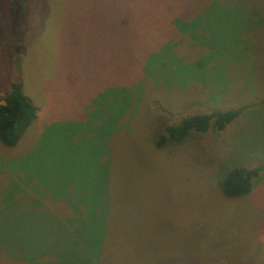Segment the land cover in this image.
<instances>
[{
    "label": "rangeland",
    "instance_id": "374dc122",
    "mask_svg": "<svg viewBox=\"0 0 264 264\" xmlns=\"http://www.w3.org/2000/svg\"><path fill=\"white\" fill-rule=\"evenodd\" d=\"M263 23L264 0H0V102L19 82L35 109L0 143V264L68 234L96 264H264ZM231 109L152 147L164 122ZM231 163L261 169L225 198Z\"/></svg>",
    "mask_w": 264,
    "mask_h": 264
},
{
    "label": "trees",
    "instance_id": "16d2710c",
    "mask_svg": "<svg viewBox=\"0 0 264 264\" xmlns=\"http://www.w3.org/2000/svg\"><path fill=\"white\" fill-rule=\"evenodd\" d=\"M264 32V23L262 24ZM238 110H211L208 112L195 113L182 117L177 123L164 122L154 133L152 138V147L154 149L171 145L182 141L189 133L204 132L211 126L215 130H219L224 124L229 122L237 114ZM35 117V109L30 99L22 94L19 82L10 84L8 91L1 97L0 102V143L4 146H13L20 138L28 124ZM261 167H245L236 163H231L219 178V189L223 197L233 198L245 194L250 186V180L255 177ZM84 239L75 240L68 234L67 237L59 238L51 243L48 242H28V245H23L26 248V256L30 254L28 259L24 260V264H55L59 261H54L47 254L52 247L63 243L64 245H76L82 249L85 257V264H96V253L92 257L88 244ZM44 246L47 249L42 253L43 256L36 260V255L33 256V246ZM89 251V252H88ZM47 253V254H46ZM45 254V255H44ZM76 256V255H75ZM33 259H30V258ZM71 258V257H70ZM80 257H72L69 259V264H80ZM77 262H75L76 260ZM31 260V261H30ZM45 260V261H41Z\"/></svg>",
    "mask_w": 264,
    "mask_h": 264
}]
</instances>
